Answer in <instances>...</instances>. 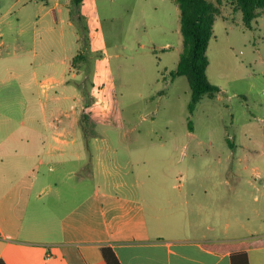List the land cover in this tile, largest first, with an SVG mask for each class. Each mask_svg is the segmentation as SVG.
Segmentation results:
<instances>
[{
    "label": "crops",
    "instance_id": "crops-1",
    "mask_svg": "<svg viewBox=\"0 0 264 264\" xmlns=\"http://www.w3.org/2000/svg\"><path fill=\"white\" fill-rule=\"evenodd\" d=\"M70 2L0 0V70L17 82L11 103L0 101V260L106 264L109 246L121 264H231L229 252L203 245L245 243L250 264H264V232L231 233L220 195L146 184L147 147L129 138L136 126L118 131L113 110L101 102L99 115V98L83 92L73 59L84 38ZM3 8L18 17L21 40L10 46ZM95 71L89 81L104 86Z\"/></svg>",
    "mask_w": 264,
    "mask_h": 264
},
{
    "label": "rangeland",
    "instance_id": "rangeland-1",
    "mask_svg": "<svg viewBox=\"0 0 264 264\" xmlns=\"http://www.w3.org/2000/svg\"><path fill=\"white\" fill-rule=\"evenodd\" d=\"M222 1L206 71L221 92L205 96L192 114L187 78L170 75L183 50L180 10L172 0H84L75 22L87 60L75 68L84 73V94L99 98V115L104 102L114 112L115 129L127 133L136 126L129 138L147 147L140 166L152 191L215 192L231 233L246 235L264 232V9L248 28L242 13ZM2 13L4 41L16 44L17 14ZM96 67L104 86L89 81ZM14 74L0 70V101L6 104L17 89Z\"/></svg>",
    "mask_w": 264,
    "mask_h": 264
},
{
    "label": "trees",
    "instance_id": "trees-1",
    "mask_svg": "<svg viewBox=\"0 0 264 264\" xmlns=\"http://www.w3.org/2000/svg\"><path fill=\"white\" fill-rule=\"evenodd\" d=\"M180 10V31L183 38V50L176 69L171 72L172 79L186 77L191 89V101L189 112L192 114L197 104L205 97H216L221 89L211 84L207 79L209 59L207 49L214 36V24L221 15L222 0L217 3L209 0H172ZM233 6L235 12L242 13V19L246 27L251 28L257 11L264 9V0H226ZM84 0H71V13L78 15V9ZM87 60L85 53H79L73 59V67L77 63ZM88 96V93H85ZM86 126L94 127L89 123V118L84 115ZM191 121L189 126L191 128ZM245 243L204 244V249L211 252H229L231 264H250ZM106 264H121L113 249L109 246L101 248ZM0 264H5L0 260Z\"/></svg>",
    "mask_w": 264,
    "mask_h": 264
}]
</instances>
